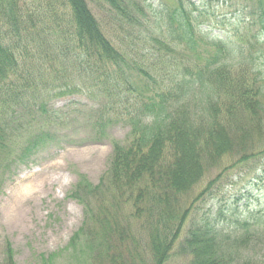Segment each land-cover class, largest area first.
<instances>
[{
    "label": "trees",
    "instance_id": "1",
    "mask_svg": "<svg viewBox=\"0 0 264 264\" xmlns=\"http://www.w3.org/2000/svg\"><path fill=\"white\" fill-rule=\"evenodd\" d=\"M95 1L97 8L110 4L109 15L117 22L115 11L127 18L134 8L131 0H62L67 21L62 25L63 40L58 48L42 49L24 44L28 29L22 17L27 10H20L18 0H0V14L9 16L15 27L13 42L0 33V181L17 164L10 159L25 127L30 131L21 150L22 157H29L53 141L49 126L74 105L46 108L48 102L41 100L38 88L58 73L52 61L55 52L63 60L72 55L74 61L64 63L79 66L87 78L82 86L105 100L89 114L87 130L100 138L105 125L119 121L128 127L124 140L113 144L110 166L101 180L93 185L83 178L71 196L87 207L92 203L82 229L99 240L93 264H173L175 258H181V264H264V231L259 230L264 228L263 210L258 216L248 212L236 217L232 232L218 227L226 219L216 205L211 214H196L197 202L218 195L215 185L225 171L264 160V146L255 144L260 136L254 130L255 119L261 122L256 113L264 114L261 65L250 70L255 82L261 81L259 86H246V77L232 81L229 61L244 57V48L228 37L204 38L181 3L169 18L168 35L151 32L145 48L123 50L94 13ZM249 2L250 14L260 26L257 40H264V0ZM34 51L44 64L34 63ZM78 90L87 92L80 86ZM37 101H42L38 107ZM235 102L248 109L246 119L235 117ZM28 104V116L16 113ZM251 118L253 127L248 125ZM260 167L257 172L263 173ZM214 169H220L218 175L205 181Z\"/></svg>",
    "mask_w": 264,
    "mask_h": 264
},
{
    "label": "rangeland",
    "instance_id": "2",
    "mask_svg": "<svg viewBox=\"0 0 264 264\" xmlns=\"http://www.w3.org/2000/svg\"><path fill=\"white\" fill-rule=\"evenodd\" d=\"M131 1L134 8L127 18L115 11L120 22L109 15L110 4L104 2L103 7L100 5L98 8L94 5L97 1L91 4L94 13L103 20L101 22L106 26L110 39L120 44L123 50L145 48L144 43L148 41L151 32L168 35L169 18L175 16V10L180 8L181 3L189 18H193L194 30L204 38L228 37L244 48V57L236 62L229 61L232 62V81L238 83L246 77V86L252 84L255 87L261 84L259 80L255 82V73L250 72L253 70L251 66L259 63L264 73V40H257L260 26L250 14L249 0ZM18 4L20 10H27L25 17H22L23 26L28 29L26 40L23 39L27 48H58L57 44L63 40V21L67 23L62 15V0H18ZM191 4H194V7ZM9 19V16L0 14V33L5 32L11 38L15 27ZM175 26L173 22V27ZM54 39L57 40L56 44L53 43ZM13 40L15 39L11 38L12 42ZM208 47L211 51L215 50L211 46ZM137 52L146 53L144 50ZM34 53V63L44 64L43 60L37 59L36 51ZM132 58L135 59L134 56ZM69 59L63 60L59 53L55 52L52 61L56 63L54 66L57 67L54 68L58 73L54 78L47 79L46 84L41 83L38 88L42 93L41 100L48 102L46 108L60 109L69 103L74 105L64 110L63 118L57 121V124L49 126V130L54 132L53 141L29 157H22L25 155L21 150V144L30 131L25 127V139L23 137L19 139L20 143H14L16 151L10 159L13 164H17L10 174L5 176L3 182L0 181V264H93V258L97 254L99 240L89 236L85 232L87 230L82 229L87 210L92 203L89 202L88 206L91 205L87 207L85 203L78 202L71 196L83 178L93 185L101 180L110 166L113 144L124 140L128 127L126 123L116 121L105 125L104 134L100 138L91 135L87 130L88 116L94 114L95 107L105 100L96 91H87V88L82 86L87 79L86 75L79 66L64 63L68 60L70 63L74 61L72 55H69ZM147 60L154 61L152 58ZM28 62H31V59ZM64 65L68 66L69 74L64 70ZM158 65H161L160 60ZM47 73L48 71L46 75L49 77ZM79 86L87 92L78 90ZM64 90H67V93L58 95ZM41 102L37 101V107ZM234 105L237 106L234 115L239 121L249 116L248 109L240 108L236 102ZM37 107L34 111L38 110ZM29 111V104L16 108V113L21 112L23 117L28 116ZM11 114L14 115L15 112ZM256 115L261 122L257 119V125L254 122L257 127L254 130L259 132L260 136L255 144L264 146V114ZM251 120L252 118L247 122L252 126ZM36 128L37 126H33V129ZM42 128H45V125ZM257 165L264 167V160L256 166H244L228 174L225 171V175H222L215 185L214 193L218 195L213 199L209 195L206 200L197 202L196 214L205 216L209 210L211 214L216 205L223 210L226 219V223H220L218 227L232 232L236 230V217H245L248 212L258 216L262 210L264 212V172L258 173ZM219 171L220 169H214L211 173L208 172L205 181L214 178ZM253 228L255 227L251 229ZM80 230L83 231L79 232ZM259 230L263 232L264 228ZM256 250L255 253L259 251ZM181 261V258H175L173 264H181Z\"/></svg>",
    "mask_w": 264,
    "mask_h": 264
}]
</instances>
